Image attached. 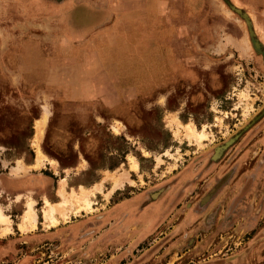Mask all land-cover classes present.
Segmentation results:
<instances>
[{
	"label": "rangeland",
	"instance_id": "obj_1",
	"mask_svg": "<svg viewBox=\"0 0 264 264\" xmlns=\"http://www.w3.org/2000/svg\"><path fill=\"white\" fill-rule=\"evenodd\" d=\"M236 19L225 24L244 54L221 52L212 29L222 22L155 30L166 46L154 40L153 62L171 69L152 87L131 85L126 70L147 61L139 37L112 52L97 42L90 54L55 51L47 78L59 85L34 101L29 88L0 85V214L10 220L0 264H264V55L254 48L264 22L252 37ZM58 190L68 203L51 224L43 208L61 201ZM28 208L35 227L20 231Z\"/></svg>",
	"mask_w": 264,
	"mask_h": 264
},
{
	"label": "crops",
	"instance_id": "obj_2",
	"mask_svg": "<svg viewBox=\"0 0 264 264\" xmlns=\"http://www.w3.org/2000/svg\"><path fill=\"white\" fill-rule=\"evenodd\" d=\"M231 6L247 14L252 26L253 22H264V0H0V16L3 19L0 21L13 23L0 29V85L29 88L34 101L36 95L41 96L42 86L59 85L57 80L53 81L52 74L47 78L51 55L55 51L65 53L71 48L82 47L84 53L90 54L95 51L90 45L97 42L100 54L112 52L111 46L117 47L120 40L127 42L129 39L131 47L135 46L139 37L147 40L148 46H143L140 52L147 61L144 67L131 61L126 70H129L131 85L144 84L141 83L143 81L146 86L152 87L155 77L162 78L171 69L168 63L153 62L152 58L156 45L161 43V46H166L163 39L157 41V36L162 34L155 30H163L170 23L181 25L186 21L202 19L222 22L220 26L213 25L212 29L214 41L221 39V52L232 53L233 49L244 54L246 43L240 44L233 36L232 26L227 28L228 24H225H233L236 17L245 21ZM202 11H205L206 17H202ZM6 14L17 16L7 19L3 17ZM44 21H50L51 34L43 43L41 32ZM154 23L161 24L155 26ZM130 52L136 53L131 48ZM119 55L112 58L116 68ZM180 61L177 59L173 65H180ZM138 65L141 72L136 77ZM51 67L54 68L53 65ZM99 68L107 69L106 65ZM34 127L32 132L36 133Z\"/></svg>",
	"mask_w": 264,
	"mask_h": 264
},
{
	"label": "bare ground",
	"instance_id": "obj_3",
	"mask_svg": "<svg viewBox=\"0 0 264 264\" xmlns=\"http://www.w3.org/2000/svg\"><path fill=\"white\" fill-rule=\"evenodd\" d=\"M46 119H47V113L45 112L43 117H42V119L40 121L38 120L39 122H37V124H36L35 139H37V141L39 140L41 134L43 133V128H44L43 126H44V124L46 122ZM188 135L189 136H193V137H195L197 139L202 137L200 134H197L194 131H191L190 134H188ZM37 154L40 157L42 155L40 150H37ZM131 167L133 169H136V164L133 162L131 164ZM112 184H113V188H117L118 185H120L119 181L118 180H114V179H113V183ZM58 192H59L58 194H59V196L61 198V201L56 203V204H54V205H51V204L48 203L46 205V207L43 208L44 220L47 221L48 223L50 222L51 224H54V223L57 222V219H55L54 215L56 213H62V209L64 210L65 205L68 203V199L66 198L63 190H58ZM81 200L84 203L83 205H85L84 207L88 208L89 207V202L87 201V199L81 198ZM9 222H10V220H9L8 217H6L5 215L0 214V224L1 225H7L4 228V230H3L4 232L9 230ZM35 222H36L35 215L33 214L31 208H28L27 211L24 213L23 221H22V223H20L18 225V228H19L20 231H25L27 229L34 228L35 224H36Z\"/></svg>",
	"mask_w": 264,
	"mask_h": 264
},
{
	"label": "water",
	"instance_id": "obj_4",
	"mask_svg": "<svg viewBox=\"0 0 264 264\" xmlns=\"http://www.w3.org/2000/svg\"><path fill=\"white\" fill-rule=\"evenodd\" d=\"M231 8L234 9L239 15H241L245 19V21L247 22V25L250 28L251 27L250 26L251 22L248 20L247 15L244 12H242L241 10H239V9H235L233 6H231ZM250 33H251L250 35L253 37V31L251 30V28H250Z\"/></svg>",
	"mask_w": 264,
	"mask_h": 264
},
{
	"label": "flooded vegetation",
	"instance_id": "obj_5",
	"mask_svg": "<svg viewBox=\"0 0 264 264\" xmlns=\"http://www.w3.org/2000/svg\"><path fill=\"white\" fill-rule=\"evenodd\" d=\"M247 15V14H246ZM248 17V16H247ZM249 19V18H248ZM250 21V20H249ZM251 22V21H250ZM247 23V22H246ZM250 26H251V23H250ZM254 36V34H253ZM259 46V47H258ZM254 48L261 53V55H264V47L263 45L261 44V42L259 41H255L254 42Z\"/></svg>",
	"mask_w": 264,
	"mask_h": 264
}]
</instances>
